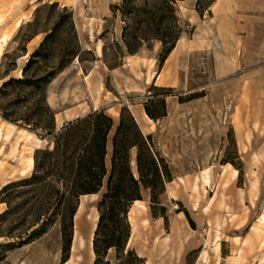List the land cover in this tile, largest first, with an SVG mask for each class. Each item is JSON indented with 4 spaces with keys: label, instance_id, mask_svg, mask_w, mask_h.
Wrapping results in <instances>:
<instances>
[{
    "label": "rangeland",
    "instance_id": "1",
    "mask_svg": "<svg viewBox=\"0 0 264 264\" xmlns=\"http://www.w3.org/2000/svg\"><path fill=\"white\" fill-rule=\"evenodd\" d=\"M10 2L0 0V33L17 13L28 12L1 47L0 87L22 78L48 34L49 50L27 68V76L63 65L48 84L39 82L55 113L52 133L43 138L18 121L25 130L10 143L1 139L0 153L5 144L23 145L18 157L10 149L2 155L15 158L17 166L0 162V264H93L101 192L69 199L64 183L42 171L47 157L41 152L35 168V151L51 150L63 125L97 109L113 120L107 168L122 117L132 133L150 142L171 176L154 202L150 189L142 188V205L133 206L135 228L129 223L126 246L143 264H264V0H177L182 31L163 62L156 40L134 54L125 51L124 21L113 10L122 0ZM31 85L15 105L14 93L1 104L24 114V106L35 101ZM136 153V146L130 148L137 176ZM35 172L41 176L31 178ZM72 204L77 209L69 236L62 224ZM74 229L82 239L75 251ZM107 259L134 264L113 248Z\"/></svg>",
    "mask_w": 264,
    "mask_h": 264
},
{
    "label": "trees",
    "instance_id": "2",
    "mask_svg": "<svg viewBox=\"0 0 264 264\" xmlns=\"http://www.w3.org/2000/svg\"><path fill=\"white\" fill-rule=\"evenodd\" d=\"M176 1L122 0L119 5H114V12H119L124 21L121 40L125 51L134 54L144 43L149 44L156 40L161 43L160 54L163 62L182 31L176 15ZM50 37L51 34L46 35L32 52L22 69V78H9L0 87V99L14 93L12 104L15 105L21 100V90L32 84L29 94L35 97V101L31 106H24V114L8 110L1 102L0 114L2 118L15 124L18 121L23 122L32 131L40 130L44 133L43 138L52 133L55 113L44 102L45 91L39 82L48 84L59 70L57 68L63 64L38 78L32 76L33 79L28 78L27 68L39 57H45L44 53L49 50ZM146 112L149 116L152 115L148 108ZM112 126V118L101 109L66 123L53 135L51 150L35 151V168L39 167L37 154L41 152L47 157L45 162H41L47 163L42 171L48 177L64 183L69 199L77 200L80 195L101 192L97 204L99 216L92 241L95 255L93 264H109L107 252L112 248L116 256L131 257L134 264H143V259L126 246L130 237L127 214L133 201L141 198L142 188L150 189L154 202L164 190V182L170 181L171 176L163 166V160L153 151L150 142L139 132L132 133L122 117L112 139L110 168H107L106 143ZM133 146L137 148V176L130 165V148ZM40 176L35 172L31 178ZM76 209L77 205L72 204L65 214L66 222L62 224L65 235L71 234Z\"/></svg>",
    "mask_w": 264,
    "mask_h": 264
},
{
    "label": "bare ground",
    "instance_id": "3",
    "mask_svg": "<svg viewBox=\"0 0 264 264\" xmlns=\"http://www.w3.org/2000/svg\"><path fill=\"white\" fill-rule=\"evenodd\" d=\"M6 1V0H5ZM12 1L16 2L17 0H11L10 4L12 5ZM76 2V0H60V3L66 5V4H74ZM66 3V4H65ZM3 4V3H2ZM5 4V3H4ZM9 4V5H10ZM5 6V5H4ZM36 6V5H35ZM10 7V6H9ZM4 8V7H3ZM7 8V6H6ZM12 8V7H11ZM1 9V8H0ZM5 9V8H4ZM6 11V10H5ZM27 12H28V9L27 11H21L19 13H17L15 15V18L13 20V23H11L9 26H6L3 31L0 33V50H1V47L4 46L6 44V41L7 39L10 37V34L12 33L13 29L17 26H19L26 18H27ZM4 12H0V26L2 25L3 23V20H4ZM7 13V12H5ZM29 14H30V10H29ZM23 173V171H22ZM91 194H95V193H91ZM134 205H142V201L139 200V199H136L133 201L132 203V206L129 210V214H128V219H129V223L131 225V230L133 231L134 228H135V222H134V218L132 216V211H133V206ZM97 215L95 216V222H94V226H93V229L95 228V225H96V220H97ZM90 239H91V236H90ZM82 242V239L79 237L78 235V232L76 229H74V236H73V242H72V250L75 251L78 246L80 245V243Z\"/></svg>",
    "mask_w": 264,
    "mask_h": 264
},
{
    "label": "crops",
    "instance_id": "4",
    "mask_svg": "<svg viewBox=\"0 0 264 264\" xmlns=\"http://www.w3.org/2000/svg\"><path fill=\"white\" fill-rule=\"evenodd\" d=\"M26 1H29V0H26ZM51 1L60 2V0H51ZM66 5H69V4H66ZM4 20H5V18H4ZM8 76H6V77H8ZM2 78H4V76ZM21 129L25 130L24 128H19L15 123H12V122H10V121H8V120H6L0 116V143L2 141L1 139L9 140V143H10V139L12 140V136L15 135V132H19ZM11 145L14 146V148H11V146H9V144H5L4 146L1 147L2 150L0 153V157H2V158H0V162H3L7 165V166L6 165L4 166L5 168L17 166L15 163L16 160H15V158H12V156L5 159V157H3L2 155L6 154L7 151L10 149V152L13 151L15 153L16 157H18V152H15V151H16V149H18V151H19V149L23 145V141L22 140H19L18 142L14 141V143ZM7 173L8 174L12 173V175H14L16 172H12L10 170V171H7ZM8 174H6V175H8ZM7 182H8V180L5 181L4 183H7Z\"/></svg>",
    "mask_w": 264,
    "mask_h": 264
},
{
    "label": "water",
    "instance_id": "5",
    "mask_svg": "<svg viewBox=\"0 0 264 264\" xmlns=\"http://www.w3.org/2000/svg\"><path fill=\"white\" fill-rule=\"evenodd\" d=\"M4 264H11V263H9V262H6V263H4Z\"/></svg>",
    "mask_w": 264,
    "mask_h": 264
}]
</instances>
